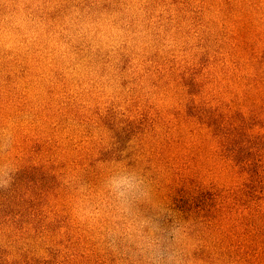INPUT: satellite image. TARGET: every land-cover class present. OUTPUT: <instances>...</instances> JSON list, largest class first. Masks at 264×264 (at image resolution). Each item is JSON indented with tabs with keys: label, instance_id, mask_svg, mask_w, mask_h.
Wrapping results in <instances>:
<instances>
[{
	"label": "rangeland",
	"instance_id": "1",
	"mask_svg": "<svg viewBox=\"0 0 264 264\" xmlns=\"http://www.w3.org/2000/svg\"><path fill=\"white\" fill-rule=\"evenodd\" d=\"M0 143V264H145L73 211L121 170L182 264H264V0H0Z\"/></svg>",
	"mask_w": 264,
	"mask_h": 264
},
{
	"label": "clouds",
	"instance_id": "2",
	"mask_svg": "<svg viewBox=\"0 0 264 264\" xmlns=\"http://www.w3.org/2000/svg\"><path fill=\"white\" fill-rule=\"evenodd\" d=\"M7 147L0 143V152ZM14 166L11 162L0 164V188H7L13 179ZM79 197L74 203V214L81 221L93 224L113 216L119 223L110 230L113 244L116 238L134 246L127 248L133 256L144 258L145 264H182L175 251L166 244L168 237L159 222L142 217L138 205L147 197L143 181L136 173L127 170L108 176L99 189V195L92 197L87 185L81 184ZM174 237L175 232L171 233Z\"/></svg>",
	"mask_w": 264,
	"mask_h": 264
}]
</instances>
